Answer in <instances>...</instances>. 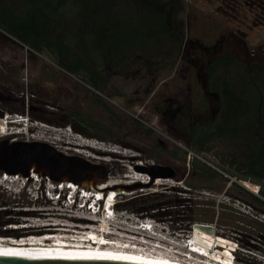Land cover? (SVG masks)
Listing matches in <instances>:
<instances>
[{"label":"rangeland","instance_id":"374dc122","mask_svg":"<svg viewBox=\"0 0 264 264\" xmlns=\"http://www.w3.org/2000/svg\"><path fill=\"white\" fill-rule=\"evenodd\" d=\"M65 1L61 3L59 0H0V91L9 97L0 101V107L11 111L10 109L15 108L26 109L28 106L30 116L45 124L42 125L43 128L41 124L37 128V136L43 141L66 153L80 154L92 162L105 166L108 177L103 187L108 189L106 193L113 190L119 202L156 191L179 194L175 189L185 188L184 180H187L189 172L190 159L187 154L183 162L180 158H173L164 152L159 155L150 154L147 148L158 141L167 152L177 147L180 150V153L178 151L177 153L182 157L183 152L187 153V150H190L185 131L189 112L194 123L198 125L215 120L218 102L214 94L207 92L202 74V68L209 59L231 53L241 60L264 62V0H176V15L182 20L185 30L184 52L179 55L176 63L171 64L170 60L161 58L151 70L139 66L130 68L124 66L114 70L107 65H97L99 76H102L104 82L101 85L85 69L86 60L90 58L79 33L83 31L84 24L77 17L78 9L71 5V1ZM123 1L125 0H121V3ZM129 2L130 0L126 1V4ZM34 10L41 11L49 19L50 30L45 36L30 33L24 34L22 38H16L3 27L5 17L24 20L27 13ZM239 72L238 67H230L227 74L229 82L236 84ZM221 74L219 71V76ZM86 89L101 96L127 123L109 127L106 113L90 102L89 97L85 95ZM21 93L23 101L15 100L16 95ZM71 107L78 108L87 117L108 126L112 134L109 131L104 136L111 141L101 143L100 140H86L71 128L65 131V127L56 124L55 122H68L67 113ZM138 123L153 130L150 136L147 137L137 130ZM114 138L117 139L116 143L112 142ZM90 143L93 147L89 146ZM217 150L216 148L211 152L191 151L216 168L225 170L226 167L214 153ZM150 164L168 166L173 169L174 176L152 179L142 169ZM24 184L27 190L19 192ZM49 185L56 186L45 180L27 181L20 176L3 180L0 177V212H3L0 218L1 238L15 237V240L18 238L25 240L48 235L56 236L50 232H43L47 226L45 223L56 221L55 225L61 228L58 229L59 232L64 233L58 235L60 237L67 239L86 235L88 238L99 237L107 241L146 248L170 260L201 264L198 261L202 256L192 252L189 255L185 247V241L187 237L192 236L194 227L189 234L187 232L189 235L187 236L183 235V230H180L175 222L170 224L168 221L167 224L156 221L154 228H157L155 230L162 237L151 235L135 227L140 214L118 210L112 221L111 217L109 219L101 217L102 229L87 234L85 231L92 226L76 225L70 220L57 221L58 214L55 212L72 214V220H77L74 219L75 216L87 217L90 214L85 209H76V206L71 213L64 208L54 207L53 202L45 195ZM49 191L52 194L67 193L68 189L65 187L61 191L57 188ZM203 192L213 196L218 202L241 208L240 203L233 204L223 192L219 194ZM36 193L39 197L37 200L33 199ZM88 194L90 193H84L85 196ZM223 211L227 213L228 210ZM97 217L100 218V215ZM199 225L202 229L194 231V239L203 244V249H206L208 254L220 258L219 261L223 263L225 257L221 251L227 249L219 248L218 245L226 247L223 243L225 240L220 241L222 239L219 237L218 239L213 237L216 234L215 227L210 228L211 225L202 223ZM227 234L230 235L228 232ZM220 237L228 239L226 242L230 247L237 246L231 237L227 235ZM248 242L257 249L249 251L245 247L239 248L236 252L240 261L234 260V264H264L262 255L264 246L254 239ZM156 244L159 249L154 247ZM213 248L217 252L209 251ZM184 254L189 255L187 260ZM202 261L206 262L205 259Z\"/></svg>","mask_w":264,"mask_h":264},{"label":"trees","instance_id":"16d2710c","mask_svg":"<svg viewBox=\"0 0 264 264\" xmlns=\"http://www.w3.org/2000/svg\"><path fill=\"white\" fill-rule=\"evenodd\" d=\"M69 1L78 9L77 17L84 24L83 31L79 33L90 58L86 60L85 69L100 85L104 82L102 76H99L97 65H107L114 70L124 66L151 70L156 67L158 59L165 58L174 64L184 52L185 30L182 20L176 15V0H130L129 4H126L129 0L122 3L121 0ZM3 24L6 31L16 38L30 33L41 37L50 30L49 19L39 10L28 12L24 20L5 17ZM232 66L240 70L236 84L227 79ZM202 74L207 92L216 96L217 115L214 121L208 120L198 125L189 112L185 128L189 149L211 152L217 148L214 153L226 167L225 170L218 167V170L214 169L200 159L191 157L187 180H184L185 188L175 189L179 194L158 191L146 193L124 202L117 200L114 208L117 211H133L140 214V217L155 221L175 222L183 230V235L187 236L195 224H209L210 228L215 227V235H227L235 240L238 249H257L248 241L254 239L264 246V62L245 61L234 54L224 53L209 59L202 68ZM85 95L93 105L106 113L109 127L127 123L97 93L86 89ZM203 98L205 100V95ZM67 117L68 122L55 123L69 127L85 138L111 141L104 136L110 128L87 117L78 108L71 107ZM138 127L137 130L147 137L153 132L140 123ZM116 140L114 138L112 142L116 143ZM147 151L156 155L164 152L183 162L187 154L183 152V156H179L177 151L180 153V150L177 147L167 152L158 141ZM219 170L235 180H249L259 184V196L238 182L230 181ZM197 181L207 184H198ZM203 191L214 194L223 192L233 204L240 203L241 208L218 202ZM223 209L228 210L227 213ZM200 229L195 227V232ZM220 236V241L225 240V249H229L226 242L228 239ZM194 241L198 249L204 248L202 243ZM209 251L217 252L215 248ZM221 252L224 253L223 257H228L226 250ZM235 260L240 261L237 252Z\"/></svg>","mask_w":264,"mask_h":264},{"label":"water","instance_id":"95a60500","mask_svg":"<svg viewBox=\"0 0 264 264\" xmlns=\"http://www.w3.org/2000/svg\"><path fill=\"white\" fill-rule=\"evenodd\" d=\"M9 99L0 91V101ZM3 115L0 110V117ZM152 179L172 178L168 166L150 164L142 168ZM34 175V177H33ZM0 176H20L52 184H74L83 190L108 191L103 187L108 170L80 154L66 153L43 140L0 139ZM33 177V178H32ZM141 185V184H139ZM115 188V187H114ZM112 188V189H114ZM3 212H0V218ZM195 227H202L199 224ZM218 235H214L218 239ZM217 241V240H216ZM0 264H154L140 258L62 244L0 250Z\"/></svg>","mask_w":264,"mask_h":264},{"label":"bare ground","instance_id":"6f19581e","mask_svg":"<svg viewBox=\"0 0 264 264\" xmlns=\"http://www.w3.org/2000/svg\"><path fill=\"white\" fill-rule=\"evenodd\" d=\"M38 140H41V139L38 138ZM5 177L6 178H19V176H5ZM69 186H71V187L70 188L68 187V190H72L71 191V192H73L72 194H74V192L77 193V192L80 191V189H78L79 191L77 190V188H78L77 186L75 188H72V187L75 186L74 184L69 183ZM55 188H59V187H53L51 185H49L47 187V189H49V190L50 189H55ZM63 188H65V187H63ZM85 191L89 192L90 194L85 196L84 193H83L82 196L83 197L89 196L90 198L94 197L93 196L94 193L98 194V193L101 192L99 190H94V191L85 190ZM112 191L113 190H109V192H112ZM102 193L99 194V195H102V196H100V199L104 200L105 193H103V194ZM106 194H108V192ZM64 197L66 199V196H64ZM107 201H108V198H107ZM107 201H106V203H107ZM102 216L104 217V219H107V218L109 219V217L112 216V215H110V213L108 212L107 216H105L103 213L100 215V217H102ZM74 219H77V218H74ZM100 220H101V218H100ZM71 221H79V220H71ZM100 222H101L100 225L92 226V227L89 228L88 231H85V232H87V234L91 233V232H95V231L98 232L100 229H102V225H103V222L102 221H100ZM12 227H14V226H12ZM138 229H141V231L147 232L146 228H144V229L138 228ZM42 235H46V233H42ZM155 239H157V238H155ZM194 240L195 239H193V241H192V245L190 244L191 246L195 245V241ZM140 242H142V240ZM51 244H62V245H68V246L79 247V248H84V249L96 250V251L107 252V253H112V254L124 255V256H129V257H135V258H140L142 260H145V261H148V262H151V263H154V264H187V263H182L180 261L170 260V259L166 258L164 255L155 254L152 251L146 250V248H140V247H137V246H132L131 244L128 245V244H125V243L107 241V240H105L103 238H99V237H97V238H92V237L88 238V235H86V237H75L74 236L71 239L70 238L67 239V238H64V237H60L58 235H56V236L48 235V236H44L42 238H28V239H25V240H14V239L12 240V239H8V238L7 239H3L2 238V239H0V250L26 248V247L51 245ZM221 245L222 244L218 245L219 248H224L225 249V247H223ZM154 247L159 249L158 246H154ZM231 248H233V246L230 247L229 249H227L226 251H227L228 256H230V259H233L234 258V254H233V250H231ZM200 250L202 251L201 254L208 255V257H203V256L200 257L201 260L198 261L199 263H201V264H209V262L213 261V262H217V264H219L220 258H216L214 255L208 254L206 249H200ZM194 256H196V255H194ZM184 257L187 260V257L186 256H184ZM202 259H206V262H203ZM228 261H229V263H228ZM220 263H222V262H220ZM222 264H234V262L229 260V257H227V259H225V258L223 259V263Z\"/></svg>","mask_w":264,"mask_h":264},{"label":"built area","instance_id":"2783aa9c","mask_svg":"<svg viewBox=\"0 0 264 264\" xmlns=\"http://www.w3.org/2000/svg\"><path fill=\"white\" fill-rule=\"evenodd\" d=\"M23 93L16 95L15 100H20L23 101V97H22ZM0 110H2L3 115L0 117V139L2 138H7L9 139V141L13 142V141H31V140H38V138H40L39 136H37V128L40 127L41 125H45L42 121L36 119V118H32V116H30L29 111H28V106L26 109H24V107L20 110V111H9L6 110L5 108H3L2 106L0 107ZM42 140V138H40ZM90 139V138H86ZM91 144V143H90ZM187 157L188 159H190L191 157H196L198 159H200L202 162L206 163L207 165L211 166L214 169H217L212 163H210L209 161L197 156L196 154H194L191 150H187ZM218 170V169H217ZM220 171V170H219ZM222 174H224L225 176L229 177L227 174H225L224 172L220 171ZM230 181H236L238 182L242 187H244L246 190L250 191L251 193L259 196V192H260V185L259 184H255L253 182H250L249 180H235L234 178L229 177ZM56 189V188H55ZM58 190H62V187L57 188ZM66 189H68L66 187ZM53 190V189H51ZM72 190H68L67 193H64L62 195V192H58V193H53L50 192L47 189V192L45 193L46 197L48 200H50L51 202H53L54 207L58 208H64L67 210L68 213L72 212V209L75 207L76 209H80V210H84V201H83V193H88L83 189H80L79 193H75L72 194L73 192H71ZM41 195V193H40ZM66 196V199L65 197ZM97 195L95 198H91V202H92V207L94 205H99L100 204V200L98 199ZM42 197V195H41ZM39 197L36 193V196L33 197V199L37 200ZM77 199H80L79 202L77 203ZM93 209V208H92ZM58 214V216H56L57 221L58 220H72V214H63V212H55ZM65 216H69V218L65 217ZM75 218H79L78 216H75ZM139 218V220H144L145 217H137ZM54 219V218H53ZM57 222L56 221H49L47 223H45L47 226L48 225H55ZM63 224V222H60ZM145 224V222H143ZM79 225V224H76ZM64 233L56 231L53 235H62ZM29 237V236H28ZM10 239H16L15 237H8ZM0 239H2L0 237ZM22 239V238H18Z\"/></svg>","mask_w":264,"mask_h":264},{"label":"clouds","instance_id":"9594fccd","mask_svg":"<svg viewBox=\"0 0 264 264\" xmlns=\"http://www.w3.org/2000/svg\"><path fill=\"white\" fill-rule=\"evenodd\" d=\"M41 127H42V125H41ZM68 128H69V127H65L64 130H65V131H68ZM78 136H79V135H78ZM90 139L97 141V140L94 139V138H90ZM101 143H102V141H101ZM89 146H91V145H89ZM91 147H93V146H91ZM56 185H57V184H56ZM63 185H66V184H63ZM24 189H26V188H24V186H22L21 189H19L18 191H19V192H23ZM26 190H27V189H26ZM36 192H38V191H36ZM82 199H83V201L85 202L86 198L83 197ZM116 201H117V200L115 199V201L110 202V204L112 205V204H113L114 202H116ZM90 205H92V202H90ZM97 206H98V205H97ZM112 210H113V213H114V216H115L116 213H117L118 211L115 210L114 206H112ZM89 214H90V216L87 215L88 218H90V217H92V216H94L93 218L96 217L95 214H92V213H90V212H89ZM144 222H145L146 225H151L152 228L156 227V221L153 220V219H151V218L145 217V218H144ZM154 229H157V228H154Z\"/></svg>","mask_w":264,"mask_h":264},{"label":"flooded vegetation","instance_id":"af4514ba","mask_svg":"<svg viewBox=\"0 0 264 264\" xmlns=\"http://www.w3.org/2000/svg\"><path fill=\"white\" fill-rule=\"evenodd\" d=\"M64 193L62 192V195ZM53 219V218H52ZM79 220V219H77ZM73 223H76V224H79V225H85V224H88L89 222L88 221H82V220H79V221H71ZM45 231L43 232H50L51 234H54L56 231H58V229H61L60 227L56 226V225H52V226H46V228H44Z\"/></svg>","mask_w":264,"mask_h":264}]
</instances>
